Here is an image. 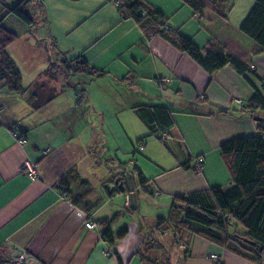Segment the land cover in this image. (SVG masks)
<instances>
[{"label": "crops", "instance_id": "1", "mask_svg": "<svg viewBox=\"0 0 264 264\" xmlns=\"http://www.w3.org/2000/svg\"><path fill=\"white\" fill-rule=\"evenodd\" d=\"M16 1L5 3L12 6ZM42 1V5L29 7L37 22L29 29L0 0V25L24 34L33 31V41L43 43L39 47L45 59L33 61L31 75L17 64L24 86L37 82L39 76V81L45 75L48 80L38 94L10 91L0 81V249L21 248L43 264H119L118 257L122 264H157L160 259L167 264L172 260L177 264H264V254L255 262L191 233L176 237L170 233L169 248L161 244L148 249L145 228L147 222L153 226L157 218L168 216L176 196L230 186L231 174L220 146L235 137L261 134L264 122L262 111L239 113L255 93L249 81L230 65L209 74L163 36H147L119 11L115 0ZM145 1L203 54L216 40L248 62L264 80V52L254 53L257 43L240 29L254 0L226 2L224 15L205 1L200 18L182 0ZM78 56L105 71L101 76L80 72L69 78L84 84L86 104L97 117L95 121L88 119L85 109L76 103L75 90L60 75L58 63ZM56 79L61 81L59 89L52 86ZM50 88L56 96L34 107L33 99L47 98ZM136 105L168 107L173 124L163 132L158 133L156 127L150 130L135 113ZM97 122L101 132L96 130ZM16 127L25 138L22 143L14 133ZM170 138L181 143L190 160L188 168L170 151L166 142ZM93 144L98 145L97 155L104 150L106 161L94 157L89 148ZM24 163L34 165L37 175L24 172ZM197 163L201 166L196 169ZM134 167L146 177V188L135 170L129 172ZM71 169L77 175L69 187L87 193L95 204L90 213L75 206L58 188ZM115 174L126 177V189L112 194L106 184L115 189L110 181ZM131 189L134 192L127 199ZM114 197H123L124 211L119 205L109 207ZM113 208L118 217L111 225L112 234L115 238L123 228L126 234L108 244L101 237L99 222L114 216ZM87 219L94 220L97 227H84ZM154 230L158 237L161 233ZM106 249L110 255L105 254ZM210 254L219 258L213 260Z\"/></svg>", "mask_w": 264, "mask_h": 264}, {"label": "trees", "instance_id": "2", "mask_svg": "<svg viewBox=\"0 0 264 264\" xmlns=\"http://www.w3.org/2000/svg\"><path fill=\"white\" fill-rule=\"evenodd\" d=\"M1 1L6 5L5 0ZM182 1L191 6L194 13L200 18L205 9V1L215 4L217 12L224 15L222 6H225L226 2L234 0ZM42 2V0H17L12 6L6 5V8L8 13L21 20L29 29H32L37 24L35 20L36 13L31 12L29 7L32 3L42 5ZM115 4L118 6L119 11L125 17L132 18L147 36L150 37L155 34L163 36L173 46L189 54L209 74L225 65L232 66L255 89L252 98L246 105L240 107L239 113L241 115H254L258 110L264 112V80L256 74L255 69L248 62L234 56L216 40L209 43L203 54L201 49L190 39L176 33L167 23L164 14L145 0H115ZM168 25L170 28H168ZM240 29L257 43L254 53L264 52V0H254V5L242 21ZM18 40L19 34L0 25V81L10 91L23 93V91L30 90L34 94H38L41 89L45 88L47 83L41 79V81L30 83L25 87L21 71L13 56L7 50L9 46L15 44ZM58 65L60 66V75L64 76L65 84L75 90L76 103L85 109L89 120L95 121L97 117L86 104L84 84L79 80L70 82L69 78L71 75L80 72L101 76L105 74V71L91 67L80 56L70 60L63 59ZM253 79L259 82V86L255 84ZM53 92L54 89L48 91L49 96L44 99L39 96L34 98L33 106L38 107L53 99L56 96ZM134 110L137 116L152 131H155L154 128L156 127L158 133L163 132L173 124L170 110L164 105H136ZM95 127L97 132H101L99 122ZM260 128L262 133L257 136L235 137L220 146L221 154L227 162L231 174L230 186L225 189L212 187L204 191L174 197L168 216L157 218L153 229L159 231L160 235L171 233L174 237L182 236L184 233L197 234L213 244L237 251L255 262H260L264 254V125L262 123ZM14 132L19 141H25V138L18 133L17 127L14 128ZM162 138L160 135V139ZM166 142L177 161L188 168L190 160L185 155L181 143L175 138H170ZM89 148L93 151L95 158L98 157L97 159L100 158L106 161L107 156L104 150L97 155L98 145L93 144ZM194 167L197 169V166ZM134 170L137 173L139 183L143 185V188H146V177L137 167L129 172L135 173ZM125 172L126 170L122 171V173ZM76 175L77 172L74 169L69 170L58 183V188L75 206L86 213H90L95 204L87 199V193H77L69 187ZM115 176L116 174L110 180L113 184ZM114 188L110 189L112 194L118 189ZM117 217L118 214H115L111 218L99 222L102 225L101 237L108 244H113L116 238H122L126 234V228H123L114 238L111 225ZM190 223H196L197 226L190 227ZM231 227L233 232L230 231ZM240 228L242 230L238 231ZM153 229L149 230V233L155 236L153 234L155 230ZM231 233L234 234L231 235ZM152 236H148V249L153 248V245L160 246ZM249 241L255 244L252 245ZM118 260L119 264H122L119 257Z\"/></svg>", "mask_w": 264, "mask_h": 264}, {"label": "rangeland", "instance_id": "3", "mask_svg": "<svg viewBox=\"0 0 264 264\" xmlns=\"http://www.w3.org/2000/svg\"><path fill=\"white\" fill-rule=\"evenodd\" d=\"M39 18H41V15H39ZM11 23H14V22L12 21ZM14 26H15V24H12L13 28H14ZM14 29H15L14 32L19 34V36H21V42L13 44L10 47V49H8V52H9V54L11 56L14 57L16 63L19 64V66L25 72V74L26 75L27 74L31 75V73H33L32 72L33 71V68H32L33 61H34V63H36V62H38V60L40 61V59L41 60L45 59V54L43 52V48L40 49V47H39V46H43V43H40L38 41L37 42L33 41V38L36 36L34 34L31 35V32L33 33V31L29 32V34H24V32L20 31L18 28H14ZM39 36H40V34L38 35V37ZM33 48H36V49L32 50ZM35 54L38 55L36 58H35ZM40 66H41V62H40ZM54 74H55V72H54ZM30 75H29V77H30ZM45 77H46V75H45ZM45 77H42V78L47 83L48 80H47V77L46 78ZM39 79H40V76H39V78L37 80L38 82H39ZM60 85H61V81L59 79H56L52 83V86H54L57 89L60 88ZM26 164H28V163H26ZM104 170H105V168H102L101 171L103 172ZM221 188L225 189L226 187H221ZM112 199L113 200L111 201V203H109V207L112 206V205L114 206V204L115 205H119L121 210L124 211V209H123L124 208L123 207L124 206L123 197H121V199H118V198H115V197L112 198ZM143 208H144V206H143ZM111 210H112V215H114L116 213V212H113V211H115L114 208L111 209ZM150 211H151V208H149L148 212H150ZM145 212H146V208H145ZM147 215H149V214H147ZM148 217H150V216H148ZM148 217H147V219H149ZM147 224H148V226L147 227L145 226V228L148 229L146 234L147 235L149 234V236H152V233H149V230L150 229L152 230L154 228V225L150 226L149 222H147ZM193 226H197V224L196 223H190V227H193ZM241 230H242V228L238 229V231H241ZM230 231L233 232V228L232 227L230 228ZM233 234L234 233H231V235H233ZM154 238L156 239V241L160 245L162 244L163 248L164 247L169 248L173 237H171L169 234H167V235H159L158 237L154 236ZM147 240H149L148 237H147ZM246 246L251 247L249 245H246ZM159 249H161V248H159ZM172 250L174 251L175 249L172 248ZM180 254H181L180 251L177 252V255H178L177 258L180 256ZM209 257H211V254H210ZM218 258L219 257L211 258V259L217 260ZM157 264H167V261L164 260V259H160ZM171 264H177V261L176 260H172Z\"/></svg>", "mask_w": 264, "mask_h": 264}, {"label": "built area", "instance_id": "4", "mask_svg": "<svg viewBox=\"0 0 264 264\" xmlns=\"http://www.w3.org/2000/svg\"><path fill=\"white\" fill-rule=\"evenodd\" d=\"M168 28H170L169 25ZM238 102L242 103L241 100H238ZM262 124L264 125V122H262ZM19 142L22 143L23 141L20 140ZM200 164L201 163L196 164L197 168H200L201 166ZM22 169L24 170V172H26L32 177L37 175L36 167L34 165H29L24 163L22 165ZM113 186L118 188L117 184H113ZM133 192L134 191L132 189L128 191L127 199L129 198V194ZM84 226L86 228L92 229V228H96L97 224L93 220H86L84 222ZM5 247L6 248L2 247L0 249V264H41L40 261L37 260L34 255L21 248L15 246H9V247L5 246ZM105 254L110 255V250L106 249ZM217 257H219L217 254H211V258H217Z\"/></svg>", "mask_w": 264, "mask_h": 264}, {"label": "water", "instance_id": "5", "mask_svg": "<svg viewBox=\"0 0 264 264\" xmlns=\"http://www.w3.org/2000/svg\"><path fill=\"white\" fill-rule=\"evenodd\" d=\"M255 119H256V120H259V121L262 120L261 117H256ZM125 179H126V177L123 176V175H119L118 177H116V178L114 179V184H117V185H118V189H119V191H121V192L125 191V189H126V183H125L126 180H125ZM127 182H128V178H127ZM108 186H109V184H106L107 190H108V192H110L111 190L108 189ZM127 187H128V186H127ZM249 243L252 244V245L255 244L254 242H250V241H249Z\"/></svg>", "mask_w": 264, "mask_h": 264}]
</instances>
